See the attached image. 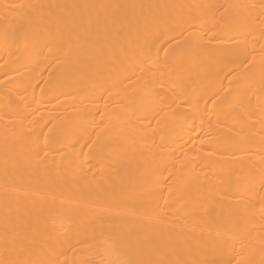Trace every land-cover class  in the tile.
I'll return each mask as SVG.
<instances>
[{
    "label": "bare ground",
    "instance_id": "6f19581e",
    "mask_svg": "<svg viewBox=\"0 0 264 264\" xmlns=\"http://www.w3.org/2000/svg\"><path fill=\"white\" fill-rule=\"evenodd\" d=\"M11 260L264 264V0H0Z\"/></svg>",
    "mask_w": 264,
    "mask_h": 264
},
{
    "label": "snow or ice",
    "instance_id": "6c2138e0",
    "mask_svg": "<svg viewBox=\"0 0 264 264\" xmlns=\"http://www.w3.org/2000/svg\"><path fill=\"white\" fill-rule=\"evenodd\" d=\"M102 7H108V6H102ZM116 7H120V6H116ZM0 264H29V262H26V261H18V260H11V261H0Z\"/></svg>",
    "mask_w": 264,
    "mask_h": 264
}]
</instances>
